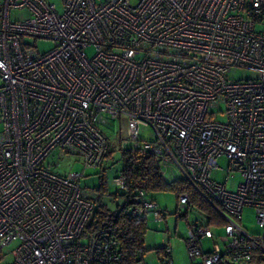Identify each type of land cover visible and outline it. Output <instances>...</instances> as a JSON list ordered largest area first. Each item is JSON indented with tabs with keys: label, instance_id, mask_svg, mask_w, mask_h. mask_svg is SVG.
<instances>
[{
	"label": "built area",
	"instance_id": "2783aa9c",
	"mask_svg": "<svg viewBox=\"0 0 264 264\" xmlns=\"http://www.w3.org/2000/svg\"><path fill=\"white\" fill-rule=\"evenodd\" d=\"M20 8L29 15L11 21ZM28 37L54 44L42 51ZM234 68L256 76L230 79ZM107 118L119 121L121 150L152 152L163 179L186 180L224 222L220 235L208 215L189 223L191 264L246 263L264 252V0H2L0 264H123L116 227L86 232L99 203L80 186L84 171L45 164L58 148L83 170L101 167ZM138 126L153 140L138 137ZM112 182L133 187L122 169ZM130 196L127 213L161 218L145 190ZM176 199L190 206L187 192ZM244 207L259 233L241 225ZM170 246L160 247L164 264H174Z\"/></svg>",
	"mask_w": 264,
	"mask_h": 264
},
{
	"label": "rangeland",
	"instance_id": "374dc122",
	"mask_svg": "<svg viewBox=\"0 0 264 264\" xmlns=\"http://www.w3.org/2000/svg\"><path fill=\"white\" fill-rule=\"evenodd\" d=\"M103 1V0H96ZM2 0H0L1 7ZM29 15V12L25 8L11 9L10 19L12 20H24ZM31 44H36L39 50H48L53 47V42L50 40H35L32 37L26 38ZM94 53L93 48L89 47L87 49V56ZM228 74L230 79L239 80L253 78L256 76L254 70H249L245 68H234ZM217 110L223 111L225 109L224 104H219L216 108ZM217 119L224 122L225 116L218 115ZM102 128L108 135V140H110V149L112 150V156L110 158L104 159L102 166L98 169H86L83 170L82 160L79 156L75 154L65 153L64 150L58 148L51 150L45 159V164H48L49 170L56 173H67L69 171L81 172L84 171V175L80 177V186L89 195L100 196V193L96 188H98L100 183V177L102 172H105V177L107 180V186L109 194H103L100 196V200L106 203L110 208H115L116 204L121 205L124 201V196L121 195L122 191L116 189L113 185L112 178L116 176L121 170L120 161V151L122 149V141L119 135V121L111 118H107L106 122L103 123ZM138 137L144 140H153V132L146 127L138 126ZM221 164H224L223 159H219ZM57 165V166H54ZM178 174V173H177ZM217 177L224 179L226 175L223 172H217ZM178 176V175H177ZM179 177V176H178ZM241 181V177L238 173L234 176H229L226 180V187L229 190H235L238 182ZM152 200L155 201L158 211L166 212L167 215L161 216L159 220L155 219L153 213H148L145 217L147 219L148 230L145 237L146 249L143 253V260L145 264H164L163 253L160 247L165 244H170L173 250V261L174 264H191L190 259H188L187 248L185 243V237L187 236V229L189 223L205 218L208 213L202 208L196 205H190L187 208H181L178 206L176 196L173 192L164 191L150 194ZM256 215L253 208L244 207L241 219L239 220L241 225L245 227L248 232L259 233L260 228L256 223ZM214 225V223H212ZM224 222L217 223L216 226L223 227ZM205 245L208 247L210 241L205 240ZM11 249H5V262L11 259L10 253ZM226 264V263H225ZM239 264H264V252L255 251L253 253L252 259L246 263Z\"/></svg>",
	"mask_w": 264,
	"mask_h": 264
},
{
	"label": "trees",
	"instance_id": "16d2710c",
	"mask_svg": "<svg viewBox=\"0 0 264 264\" xmlns=\"http://www.w3.org/2000/svg\"><path fill=\"white\" fill-rule=\"evenodd\" d=\"M112 150L107 151L105 159L112 156ZM120 161L123 176L127 182L133 187L129 192H122L124 202L115 208H110L106 203L101 202L100 196L109 194L105 172H102L100 183L96 190L99 191L100 196L93 195L92 199L98 202V206L91 215L87 223L86 232L92 233L97 229L106 225L116 227L119 239L120 250L123 255V264H134L137 254L143 255L145 237L148 230V222L145 216H132L127 213L129 205L131 204L130 193L135 189H142L150 194L157 192L170 191L173 192L176 198L182 192H187L190 198V205H196L202 210L206 211L209 216V223L222 222L216 213L210 209V206L199 196L194 189L189 186L188 182L181 178H176L167 181L160 175L159 168L155 163L156 159L152 152H142L139 149L127 148L120 151ZM152 198V197H151ZM162 217L167 215L161 212ZM2 251L0 250V258H2ZM252 257V256H251Z\"/></svg>",
	"mask_w": 264,
	"mask_h": 264
},
{
	"label": "crops",
	"instance_id": "0c3cea01",
	"mask_svg": "<svg viewBox=\"0 0 264 264\" xmlns=\"http://www.w3.org/2000/svg\"><path fill=\"white\" fill-rule=\"evenodd\" d=\"M53 1H55L60 6L62 0H53ZM171 180H173V179H170V180H167V181H171ZM214 225H216V224L214 223ZM215 232H216L215 234H217V235L223 234V227L222 228L221 227H219V228L217 227L215 229ZM205 240L210 241V244L208 245V247L204 246L205 249H208V248H210V245L212 244V239L211 238H205L203 240V242H205ZM204 245H205V243H204ZM144 247H146L145 244H144Z\"/></svg>",
	"mask_w": 264,
	"mask_h": 264
}]
</instances>
